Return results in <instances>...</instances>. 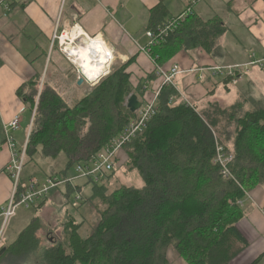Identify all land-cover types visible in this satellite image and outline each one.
I'll return each mask as SVG.
<instances>
[{
    "label": "trees",
    "instance_id": "16d2710c",
    "mask_svg": "<svg viewBox=\"0 0 264 264\" xmlns=\"http://www.w3.org/2000/svg\"><path fill=\"white\" fill-rule=\"evenodd\" d=\"M167 17L161 1L149 11L146 31L156 32L178 18ZM225 32L220 19L204 21L189 14L148 54L157 68L167 71L179 51L200 48L210 52ZM131 62L112 67L74 104H67L53 88L40 86L36 77L21 87L18 94L31 111L39 93L26 161L35 155L56 158L64 154L67 163L62 178L76 165L92 162L134 118L123 107L125 99L133 92L136 97L144 93L141 87L133 90L130 85L126 70ZM179 99L173 86H163L155 115L126 148L125 166L137 172L141 189L123 186L106 195L103 186L94 185L90 199L99 203L100 207L93 205L100 219L82 239L78 235L81 223L67 209L70 196L80 194L82 187L66 185L64 217L59 224V220L49 223L46 216H35L3 247L0 263L29 264L26 261L41 245L40 234L52 224L62 230L63 238L50 241L35 264H169L170 248L185 264H229L247 245L236 228L243 217L238 202L264 184V106L254 103L242 115L237 105L215 108L212 117H207ZM221 122V147L233 155L228 167L233 179L229 180L223 179L214 164L217 141L212 132ZM47 202L46 198L32 208L39 214ZM263 260L264 254L251 264Z\"/></svg>",
    "mask_w": 264,
    "mask_h": 264
},
{
    "label": "crops",
    "instance_id": "0c3cea01",
    "mask_svg": "<svg viewBox=\"0 0 264 264\" xmlns=\"http://www.w3.org/2000/svg\"><path fill=\"white\" fill-rule=\"evenodd\" d=\"M3 1L5 0H0V4ZM161 1L167 9V20L189 11L204 21L220 19L226 27V32L216 40L210 52L200 48L179 51L167 64L165 69L177 66L181 71L173 83L179 100L187 102L197 113L207 117H212L215 108L227 110L237 105L240 106L239 114L242 115L254 103L264 106V69L250 68V72L236 84L220 76H212L207 71L214 66L241 65L264 58V0H203L195 4H192L194 0H8V13L5 14L0 6V207L6 204L12 190V182L4 173L10 159V151L5 144V127L20 109L25 108V113L29 112L27 122L21 117V129L11 132L16 146L20 147L31 124V110L19 96V89L35 77L40 80V85L45 84L58 92L75 91L74 88L78 86V77H68L69 65L56 51L51 54L55 53L57 68H61L64 78H53L54 82L50 81L48 84L42 82L38 74L40 67H34L38 63V55L44 53L40 44L49 43L48 50L45 51L47 55L52 37L59 31L60 25L72 22L87 37L97 40L105 51L108 50L110 65L113 55L117 62L115 67L133 59L126 70L130 76V85L133 90L138 87L144 90L137 97L139 102L145 98L151 99L164 85L156 75L155 63L142 50L148 45L145 32L149 11ZM218 12L221 13L220 16L217 15ZM230 24L234 36L229 35ZM200 69L206 70L199 71ZM86 82L81 86L88 83ZM25 90L26 87L22 92ZM23 126L24 131L27 127L24 135ZM122 150L117 159L122 156ZM123 162H126V158ZM62 198L60 188L53 190L39 213L40 217L44 218L45 212H53L52 215L48 214L50 222L62 220ZM240 204L243 217L236 223V228L247 245L229 264H251L264 254V184L248 191ZM79 214L82 225L78 235L85 239L92 233L94 225L89 226V232L83 234L86 222L83 212ZM98 221L99 215L97 223ZM167 260L169 264H185L173 248L168 249ZM260 264H264V260Z\"/></svg>",
    "mask_w": 264,
    "mask_h": 264
},
{
    "label": "built area",
    "instance_id": "2783aa9c",
    "mask_svg": "<svg viewBox=\"0 0 264 264\" xmlns=\"http://www.w3.org/2000/svg\"><path fill=\"white\" fill-rule=\"evenodd\" d=\"M101 1V0H96ZM203 0H195L199 2ZM0 6L4 9V13H8L10 10V3L8 0L3 1ZM188 13V14H186ZM190 12L186 11L177 20H173L165 24L162 28H159L156 32L146 31L145 36L148 38L147 48L142 50L143 52H149V48L162 42L167 36L168 32L172 30L177 21H182L184 17L189 15ZM64 28L66 24L63 25ZM69 27V25L67 24ZM79 28L76 24L73 25V29ZM70 31V32H71ZM85 35V34H84ZM62 35L58 36L55 32L50 48L53 50V44L58 42L60 47ZM86 36V35H85ZM87 37V36H86ZM88 38V37H87ZM96 38V37H95ZM52 46V47H51ZM61 53L64 55V48ZM67 57V56H66ZM68 61V57L66 58ZM70 62V61H69ZM71 63V62H70ZM72 64V63H71ZM74 65V64H72ZM75 66V65H74ZM111 66V65H110ZM256 67L258 69H264V58L259 60H251L248 63L241 65H230V66H217L208 68L207 71L212 76H220L224 79L230 80L233 84H236L245 75L248 68ZM110 68V67H109ZM108 68L105 76L96 81L93 85L87 84L90 87L95 86L101 79L106 77L110 73ZM77 70V68H76ZM206 69H200L199 71H205ZM156 75L162 80V84L173 86L175 77L180 73L177 66H173L169 70L165 71L160 68H155ZM78 74V73H77ZM79 77V75H78ZM41 86V85H40ZM158 93L151 99L140 100V107L134 112V118L130 121L129 125L116 137H114L108 144H106L100 151L96 154L95 159L88 164L76 165L72 172H68L67 176L64 178L57 176H49L44 179L41 183L36 179H28L26 181L22 180V170L26 162V149L29 139L30 130L32 127V122L37 108L38 96L36 97L34 107L31 111V124L29 126L26 137L23 141L21 147H17L15 141L11 135V132H16L20 128V121L22 115L25 113V108H22L14 116L13 120L5 127V144L8 146L10 151V159L5 167L4 173L10 178L12 182V190L6 204L0 207V251L5 246L3 244L2 238L8 221L15 215L16 209L19 207L32 208L37 204H40L44 199L47 198L48 194L59 189L61 186L70 185L80 179H85L87 181L101 182L106 179L117 166V156L118 153L128 146L130 142L140 133L150 121V119L155 115L157 111L156 99ZM216 155L214 158V164L220 167V174L223 179L229 180L233 179L229 171V165L233 160V155L227 152L223 147L216 143ZM81 202L80 194H77L72 203V207L76 208ZM238 204L241 206L240 202Z\"/></svg>",
    "mask_w": 264,
    "mask_h": 264
},
{
    "label": "rangeland",
    "instance_id": "374dc122",
    "mask_svg": "<svg viewBox=\"0 0 264 264\" xmlns=\"http://www.w3.org/2000/svg\"><path fill=\"white\" fill-rule=\"evenodd\" d=\"M199 2H201V1H199ZM195 3L196 2L194 0V2L192 4H195ZM223 7H226V6H223ZM217 15L220 16L221 13L218 12ZM71 23L68 24L69 27L66 24L65 28L61 24L59 27V31L57 32V35L60 36L63 33V34H66L68 37H70L71 33H72L71 29L73 27V24H71ZM228 28L230 29L229 35L234 36L235 34H234L232 24L228 25ZM67 42L69 43L70 40L68 39ZM48 44H49L48 42H45V43L43 42L40 44L44 53L42 55H38V63L35 64V66H34L35 68L40 67L38 74L41 77L42 82H46V84H48V83H50V81L54 82V79L55 80L59 79V78L63 77V75H64L63 72L61 71V68H57L55 53L51 54L52 51L58 52L65 59V61L68 63V65H69L67 67V68H69L68 77L74 78V75H76L78 77L76 66H74L68 62V60L66 59L68 57L66 53H65L66 55L61 53L62 49L64 48V50H65V48H67V46L62 44V47H60L59 43L55 42L53 44V48H52L53 50H51V48H50L49 53L46 55V52L48 50ZM70 45L72 47H74V46L76 47L77 44H76V42H74V43H70ZM106 51L109 55V52L107 49H106ZM35 54H37V52ZM33 55H32V57H33ZM109 57H110V55H109ZM68 59L70 60L69 57H68ZM44 64H45V66H44ZM115 66H117V62H116L115 57L113 55V62H112L110 67H115ZM249 70H250V68H248V71H246V73H244V74L245 75L248 74L250 72ZM179 72L181 73L180 70H179ZM93 87L87 86V84H84L83 86L78 85L77 87H75L76 89L74 88L75 91H62V92L59 91V93L64 97L65 102L67 104H71V103L77 102L79 99H81L85 95V92L86 91L89 92ZM130 95H134V92L131 93ZM128 98L129 97H127L125 99V102L123 104V107L125 109L127 108ZM183 102H185V101H183ZM188 102L191 105L195 106L192 102H190V101H188ZM172 103L176 104L177 102H175V100H172ZM185 103L188 104L187 102H185ZM29 118H30V114L27 111V113H25L22 116V119L25 122H27L29 120ZM28 124H29V122H28ZM219 125L220 126H218V128L216 130H213L212 133L214 135L215 141H217V144L219 146H221L220 139L223 140L224 136L220 131L222 130L224 123L221 122ZM26 130H27V127H26L25 131ZM22 131H23V135H24V132H25L24 126L22 128ZM226 144L228 145L229 143H226ZM126 148H128V146L123 148V150L121 152L122 156H119V158L117 159L116 168L106 179L102 180L101 182H95V184L89 183L85 179H80V180L75 181L72 186L69 185L71 188H76L79 186L82 187L83 185H86V186L82 187V189L80 191L81 202H80L79 206L76 208L72 207V203L74 202V198L76 197V195L78 193H73L70 196V198L68 200H70L71 207L67 206V209L69 210V212L77 220V222L80 221L81 225H82V221H81L82 218H80L81 216L79 213L83 212L84 219L86 222V225H85L86 228L82 232L83 234L89 232V226L94 225L93 227L95 228V226L97 225L96 223L98 220L99 212L97 210L98 208H96L94 205H97L98 207H100V205L98 202L92 203L93 200H92V198L90 199L91 193H92V188L94 185L99 186V187L103 186L105 188L104 194H106V195H110V193H112L114 190H117L123 186L133 187V188H137V189H141L143 187V182H142L141 178L138 176L137 172L133 171V170L130 171L129 168H126L125 162H123V160H125V158H126V161L128 159L127 153H126V151H127ZM66 163H67V158L64 154H60L56 158H45V157H42L40 155H35L33 157L32 161H26L25 162V165H24L23 170H22V180L26 181L29 177H36V179H38V181L42 183L46 177H49V176L60 177L61 174L63 173L64 169H65ZM72 171H73V168L71 170H69V172H72ZM59 188L61 189V194L63 197V195H64L63 193L66 192V186H61ZM50 193L48 194L47 197H49ZM65 200H66L65 198H62V201L60 204L61 205L60 209L63 210V212L65 209V208H63L64 204H65ZM83 206H85L86 208L84 207V209L82 211L78 212V210H80ZM52 213L53 212H51V213L45 212L44 215L46 216V219L48 218L47 217L48 214L52 215ZM37 215H39V214L33 208H25V207L17 208L15 215L12 218H10V220L8 221V225L5 228L3 238H2L3 244L4 245L11 244L16 239L17 235L23 230V228L26 227L30 223V221ZM55 216L56 215H53V217H55ZM99 219H100V216H99ZM87 220H88V222H87ZM47 222H50V221H47ZM59 222H60V220L57 222V224H59ZM0 225H1V222H0ZM55 226H56V224H55ZM57 226L54 227V225H52V224L45 226V230L40 234L41 235L40 240H42V241H41V245H40L39 249L36 250L34 253H32L26 262H29V264H35L36 261H40V259L43 256L44 248L46 246H48L50 241L51 242L57 241V239L63 238L62 230L58 229ZM0 264H17V263L12 262V261H4Z\"/></svg>",
    "mask_w": 264,
    "mask_h": 264
},
{
    "label": "bare ground",
    "instance_id": "6f19581e",
    "mask_svg": "<svg viewBox=\"0 0 264 264\" xmlns=\"http://www.w3.org/2000/svg\"><path fill=\"white\" fill-rule=\"evenodd\" d=\"M68 39L70 40L69 43L67 42ZM74 42L77 44L76 47L70 45V43ZM62 44L67 46L64 52L88 84L93 85L108 70L110 60L107 52L97 40L87 38L80 28L73 29L70 37L63 34L61 38ZM102 66H105V68H102Z\"/></svg>",
    "mask_w": 264,
    "mask_h": 264
},
{
    "label": "water",
    "instance_id": "95a60500",
    "mask_svg": "<svg viewBox=\"0 0 264 264\" xmlns=\"http://www.w3.org/2000/svg\"><path fill=\"white\" fill-rule=\"evenodd\" d=\"M77 73L79 75L77 84L81 85L83 82H86L84 77L79 73L77 69ZM140 107V102L138 101L137 97L135 95H130L127 100V108L131 113H134L138 108ZM5 248H2L0 251V256L4 253Z\"/></svg>",
    "mask_w": 264,
    "mask_h": 264
}]
</instances>
